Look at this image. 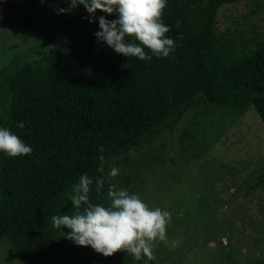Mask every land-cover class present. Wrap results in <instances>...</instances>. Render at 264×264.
<instances>
[{"label": "trees", "instance_id": "1", "mask_svg": "<svg viewBox=\"0 0 264 264\" xmlns=\"http://www.w3.org/2000/svg\"><path fill=\"white\" fill-rule=\"evenodd\" d=\"M228 2L167 0L162 21L175 51L164 58L145 49L152 59L144 61L97 42L99 17L111 21L115 14L97 11L89 23L79 5L55 17L59 37L25 16L57 47L36 67L0 70V128L33 149L20 157L0 152V239H8L22 264H69L92 249L66 239L70 230L56 229L51 216L74 214L68 194L84 174L93 180L91 201L108 206L102 163L165 125L194 97L235 110L251 106L264 127V31L245 43L220 35L215 16ZM99 178L105 183L97 192ZM92 255L103 264H155L126 251Z\"/></svg>", "mask_w": 264, "mask_h": 264}, {"label": "rangeland", "instance_id": "2", "mask_svg": "<svg viewBox=\"0 0 264 264\" xmlns=\"http://www.w3.org/2000/svg\"><path fill=\"white\" fill-rule=\"evenodd\" d=\"M69 7L68 0H0V70L36 67L57 47L25 16L59 37L55 17L74 9L56 10ZM215 25L239 42L260 37L264 0H230L217 9ZM113 167L116 177L109 176ZM101 169L109 185L171 214L167 242L152 244L155 264L264 263V127L253 107L212 106L198 95ZM92 251L69 264H103ZM14 261L22 264L8 239H0V264Z\"/></svg>", "mask_w": 264, "mask_h": 264}, {"label": "clouds", "instance_id": "3", "mask_svg": "<svg viewBox=\"0 0 264 264\" xmlns=\"http://www.w3.org/2000/svg\"><path fill=\"white\" fill-rule=\"evenodd\" d=\"M43 2V0H41ZM68 9H57V14H66L82 5L89 14V23L95 22V13L117 15L115 20L99 17V31L94 33L97 42H102L116 54L136 57L141 61L151 60L145 49L157 57H168L176 48L174 39L168 37L171 29L162 21L167 0H68ZM179 25V21L177 22ZM183 39L182 34L178 37ZM23 128V123L17 125ZM103 151V147L99 149ZM0 152L10 157L30 155L32 147L26 145L8 128H0ZM103 160V157H100ZM103 171V169H100ZM119 175L113 167L110 177ZM104 179H96V191L104 186ZM93 180L87 174L80 176L72 185L68 199L75 209L74 214H56L51 221L56 229L70 231L63 236L80 247L90 246L96 253L111 257L117 252H128L136 261L156 259L152 244L167 242L166 228L171 214L160 208L152 209L136 194L110 184L107 192L108 206L94 204L90 199ZM13 264H20L14 261Z\"/></svg>", "mask_w": 264, "mask_h": 264}]
</instances>
